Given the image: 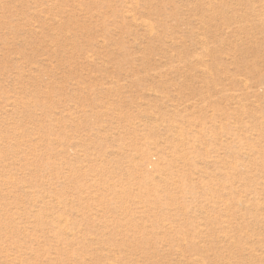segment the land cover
Returning <instances> with one entry per match:
<instances>
[{
	"label": "rangeland",
	"instance_id": "374dc122",
	"mask_svg": "<svg viewBox=\"0 0 264 264\" xmlns=\"http://www.w3.org/2000/svg\"><path fill=\"white\" fill-rule=\"evenodd\" d=\"M0 264H264V0H0Z\"/></svg>",
	"mask_w": 264,
	"mask_h": 264
},
{
	"label": "bare ground",
	"instance_id": "6f19581e",
	"mask_svg": "<svg viewBox=\"0 0 264 264\" xmlns=\"http://www.w3.org/2000/svg\"><path fill=\"white\" fill-rule=\"evenodd\" d=\"M178 130V129H177ZM64 222V221H63Z\"/></svg>",
	"mask_w": 264,
	"mask_h": 264
}]
</instances>
